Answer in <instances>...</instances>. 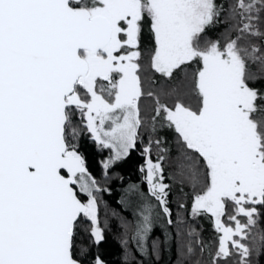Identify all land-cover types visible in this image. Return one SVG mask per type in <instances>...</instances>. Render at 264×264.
Instances as JSON below:
<instances>
[{"label": "snow or ice", "instance_id": "6c2138e0", "mask_svg": "<svg viewBox=\"0 0 264 264\" xmlns=\"http://www.w3.org/2000/svg\"><path fill=\"white\" fill-rule=\"evenodd\" d=\"M221 24L225 31L210 38ZM258 82L264 0H0V264H82L76 237L85 221L94 243L104 239L102 189L78 150L82 128L112 150L105 175L145 130L175 133V156L164 137L143 148L147 195L135 184L126 190L141 200L139 247L154 212L184 223L173 221L168 201L165 164H175L193 187L190 216H210L218 234L212 251L190 228L179 249L184 264H204L205 253L210 264H259ZM95 264L104 262L97 256Z\"/></svg>", "mask_w": 264, "mask_h": 264}, {"label": "trees", "instance_id": "16d2710c", "mask_svg": "<svg viewBox=\"0 0 264 264\" xmlns=\"http://www.w3.org/2000/svg\"><path fill=\"white\" fill-rule=\"evenodd\" d=\"M225 31L223 24L210 29L208 36L217 38ZM147 36V29L145 30ZM257 87L264 88V82H258ZM82 128V126H81ZM143 139L138 142L137 148L121 161L116 162L107 176H103L102 155L95 141L89 136L86 129L82 128L77 144L85 158L88 172L96 178L102 191L98 196V217L103 230L104 239L94 243V238L88 229L90 223L85 221L78 230L76 237V252L83 264H95L98 256L104 264H184L180 256V246L187 239L185 233L194 228L209 249L214 251L218 234L214 230V224L210 216H201L193 219L190 216L193 202V187L175 177V164L171 167L165 164L166 182L171 185L168 201L172 212V219H182L184 223L169 225L167 218L162 217V224L153 223L152 230L145 248L138 246L133 239L135 226L139 220L140 197L129 195L126 191L129 185H138L142 192H147V185L143 181L141 166L145 164V156L142 155L143 148L148 139L164 137L168 147L175 156L177 148L175 144V133L168 129H159L152 134L150 130L142 132ZM154 152L157 153L155 146ZM156 156L153 155V158ZM83 198V197H82ZM155 204V201H151ZM185 205L181 208L180 205ZM264 230V217L260 218L258 224L252 229V236L259 239V232ZM125 241L127 243L125 244ZM156 243L158 254L153 251L152 244ZM254 264H255V257ZM204 264H210V258L205 253ZM259 264H264V255L259 256Z\"/></svg>", "mask_w": 264, "mask_h": 264}, {"label": "rangeland", "instance_id": "374dc122", "mask_svg": "<svg viewBox=\"0 0 264 264\" xmlns=\"http://www.w3.org/2000/svg\"><path fill=\"white\" fill-rule=\"evenodd\" d=\"M145 104H148L149 102L148 101H145L144 102ZM88 132V131H87ZM88 134H89V136L94 140V138L92 137V135L88 132ZM95 141V140H94ZM95 143H96V146H97V148L99 149V151L101 152V155H102V161H101V163H102V167H103V163L112 155V150L111 149H109V148H104L103 146H101V145H99L96 141H95ZM153 149H154V147H153ZM152 149V155H157V153L156 152H154V150ZM153 159H155V158H153ZM201 163H202V161H201ZM113 167V166H112ZM111 167V168H112ZM111 168L110 169H108L107 170V175L109 174V172H110V170H111ZM176 169V168H175ZM174 173H175V177L176 178H178L180 181H184V182H186V183H188L187 182V180H184V177H182V176H180V175H178L177 173H176V170H174ZM107 175H105V169H104V167H103V176L105 177V176H107ZM189 185H191L190 183H188ZM192 186V185H191ZM141 191H142V189H140ZM145 193V195H147V192H144ZM139 197V196H138ZM150 199V198H149ZM139 200H140V198H139ZM151 201H153V200H151ZM156 211H159L158 209H156ZM162 217H163V214H160V215H156V212H154V216H153V223H155L156 225H160V224H162ZM100 227H101V225H100Z\"/></svg>", "mask_w": 264, "mask_h": 264}, {"label": "water", "instance_id": "95a60500", "mask_svg": "<svg viewBox=\"0 0 264 264\" xmlns=\"http://www.w3.org/2000/svg\"><path fill=\"white\" fill-rule=\"evenodd\" d=\"M81 154H82V156L84 157V155H83V153L81 152V151H79ZM85 159V158H84ZM83 264V263H82Z\"/></svg>", "mask_w": 264, "mask_h": 264}]
</instances>
